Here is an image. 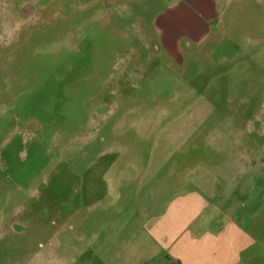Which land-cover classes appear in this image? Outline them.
<instances>
[{
	"label": "rangeland",
	"instance_id": "374dc122",
	"mask_svg": "<svg viewBox=\"0 0 264 264\" xmlns=\"http://www.w3.org/2000/svg\"><path fill=\"white\" fill-rule=\"evenodd\" d=\"M263 144L264 0H0V264H117Z\"/></svg>",
	"mask_w": 264,
	"mask_h": 264
},
{
	"label": "crops",
	"instance_id": "0c3cea01",
	"mask_svg": "<svg viewBox=\"0 0 264 264\" xmlns=\"http://www.w3.org/2000/svg\"><path fill=\"white\" fill-rule=\"evenodd\" d=\"M257 153L233 150L234 169L221 178L181 176L165 189L151 190L141 228L120 241L117 264H140L141 258L147 264H264V144Z\"/></svg>",
	"mask_w": 264,
	"mask_h": 264
}]
</instances>
